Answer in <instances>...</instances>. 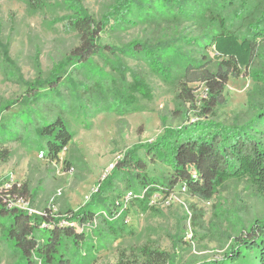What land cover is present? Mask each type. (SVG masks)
<instances>
[{
	"label": "rangeland",
	"instance_id": "374dc122",
	"mask_svg": "<svg viewBox=\"0 0 264 264\" xmlns=\"http://www.w3.org/2000/svg\"><path fill=\"white\" fill-rule=\"evenodd\" d=\"M183 1L188 10L181 17L170 16L164 0H148L141 10L132 6L125 19L110 23L102 40L122 46L133 40H169L182 33L184 40L177 45L201 63L198 74L190 75L196 78L219 66L206 38L218 29L210 8L213 16L222 18L228 30L241 38L264 31V0H251L246 8L238 0L235 5L229 0ZM76 2L99 20L115 0H39L37 5L28 0H0V148L10 151L7 161L0 159V179L19 186L28 184L23 207L37 212L77 210L90 200L96 183L107 178L118 159L137 145L156 141L167 128L197 122L244 125L264 140V42L258 44L252 65L230 78L217 116L200 115V99L207 93L205 82L188 83L196 98L193 104L180 96L176 84L153 72L144 56L123 53L120 62L127 70L121 69L123 75H115L120 72L113 68L118 65L115 57L110 62L96 58L91 68L101 69L108 77L100 81L90 78V72L87 77L85 70H75L76 89L66 81L55 91L40 90L36 103L23 104L24 98L31 97L27 82L40 73L49 76L55 64L79 45L77 33L68 27ZM6 46L10 62L5 59ZM209 61L212 64L207 66ZM114 75L117 87L110 82ZM134 77L149 83L153 98L139 96L137 107L130 110L119 96H128L127 85ZM57 116H63L74 133L58 162L46 156L36 138L41 121ZM137 154L146 163L148 175L167 182L172 174L167 163L145 148H138ZM137 180L120 172L109 183L104 197L126 203L127 211L116 218L124 233L110 235L101 218L95 221V228H85L89 245L81 257L86 264H115L122 255L139 258L144 247L167 251L171 264H209L221 260L236 238L264 217V193L246 179L227 182L210 199L191 193L182 183L170 190L163 186L150 198L152 209L147 211L129 201L134 191L142 197L148 193ZM4 228L0 223V264H25ZM98 232L104 233L101 238ZM245 260L257 263L251 256Z\"/></svg>",
	"mask_w": 264,
	"mask_h": 264
},
{
	"label": "trees",
	"instance_id": "16d2710c",
	"mask_svg": "<svg viewBox=\"0 0 264 264\" xmlns=\"http://www.w3.org/2000/svg\"><path fill=\"white\" fill-rule=\"evenodd\" d=\"M38 1L28 0L33 5H37ZM229 1L235 5L234 0ZM238 1L245 8L251 2ZM144 2L148 4V0H115L99 20L76 2L68 27L77 33L79 45L55 64L49 76L43 77L40 73L35 80L27 82L26 88L31 97L24 98L23 104L36 103L41 95L40 90L48 87L55 91L66 81L76 89L77 84L72 79L75 70H85L87 77L90 72V78L92 76L100 81L108 77L100 72L101 69L91 68L96 58L110 62L115 57L118 65L113 68L115 72L120 71L115 75H123L127 71L120 62V54L123 53L144 56L153 72L176 84L180 96L193 104L196 98L189 92L188 83L195 80L205 82L207 93L206 97L200 99V115L217 116L219 108L225 102L224 92L230 78L242 75V68L252 65L258 44L264 42V31L257 30L251 38H241L228 30L222 18L213 16L210 8L209 15L217 23L218 29L217 32L212 30L206 38L210 41L209 48H212L219 66L216 71L209 70L205 75L194 78L190 75L198 74L197 67L201 63L189 57L184 47L177 45L184 40L182 33L173 39L159 42L133 40L122 46L103 42L102 36L111 22L119 23L125 19L126 14L133 10L132 6L141 10L146 5ZM164 2L173 14L170 15L172 17H181L188 10L183 0ZM7 47L4 54L5 59L10 62ZM209 62L207 66L212 64ZM114 76L110 82L117 87L119 81ZM181 76L185 78L181 79ZM83 85L86 86V82ZM127 86L128 96L119 98H123L122 104L131 108L130 110L137 107L139 96L153 98L151 86L141 77H134ZM96 98L98 96L94 94L93 100ZM261 117L264 119V114ZM73 137L74 133L63 116L42 120L36 130L40 148L51 161H59L60 153ZM138 148H145L155 159L170 166L172 174L167 182L146 173V163L138 156ZM9 155L8 149L0 148V159L7 161ZM120 172L136 176L138 183L148 190L146 197L139 196L134 191L129 198L133 205L143 211L152 209L150 198L155 191L163 186L170 190L179 183L187 185L191 193L206 199L212 198L231 180L246 179L264 193V140L244 125L225 127L214 122H197L180 128H167L165 134L156 141L137 145L118 159L107 178L96 183L97 190L92 193L90 200L77 210L69 208L54 212L52 208H48L43 212L31 211L18 205V202H26L28 199V184L19 186L0 179V223L5 226L7 240L13 244L25 264H86L81 257L82 250L89 245V234L85 228H95V221L100 218L106 223L110 235L119 237L124 233V227L119 225L116 218L121 212L127 211L126 203L120 198L104 197L109 183ZM98 233L100 238L104 234ZM139 256L141 257L131 258L122 255L115 264H171L170 254L157 248L144 247ZM248 256L256 258V264H264V217L256 220L247 233L236 238L232 249L221 260H214L209 264H249L245 260Z\"/></svg>",
	"mask_w": 264,
	"mask_h": 264
},
{
	"label": "built area",
	"instance_id": "2783aa9c",
	"mask_svg": "<svg viewBox=\"0 0 264 264\" xmlns=\"http://www.w3.org/2000/svg\"><path fill=\"white\" fill-rule=\"evenodd\" d=\"M112 167H114V165H112ZM10 186V185H9ZM131 195V194H130ZM129 198H130V196H129ZM22 203L24 204V203H26L25 201H21V202H18V205L19 206H22L23 207V205H22ZM24 208H29V207H24ZM30 209V208H29ZM31 211H34V210H32V209H30ZM34 212H37V211H34Z\"/></svg>",
	"mask_w": 264,
	"mask_h": 264
}]
</instances>
